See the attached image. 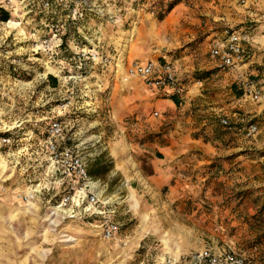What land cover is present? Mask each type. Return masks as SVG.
Instances as JSON below:
<instances>
[{"label":"rangeland","instance_id":"obj_1","mask_svg":"<svg viewBox=\"0 0 264 264\" xmlns=\"http://www.w3.org/2000/svg\"><path fill=\"white\" fill-rule=\"evenodd\" d=\"M216 6L218 0H85V46L96 45L111 64L86 63L80 80H73L74 68L50 69L34 54L25 23L0 24V51L16 57V69L3 62L0 68V112L42 118L68 100L67 145L78 147L100 199L112 203V218L120 224L113 243L101 238L99 219L49 225L42 205L57 197L40 198L38 224L18 226L47 251L42 264H154L165 251L179 255L213 244L264 264V145L258 146L264 120L248 138L243 127L256 119L227 107L230 97L243 94L236 80L213 88L221 70L199 69L208 57L203 30L210 14L219 12ZM144 59L174 63L194 92L169 98L142 89L137 79L123 82L128 63ZM15 186L0 185V196ZM19 193L25 194L16 190L10 206L26 204Z\"/></svg>","mask_w":264,"mask_h":264},{"label":"built area","instance_id":"obj_2","mask_svg":"<svg viewBox=\"0 0 264 264\" xmlns=\"http://www.w3.org/2000/svg\"><path fill=\"white\" fill-rule=\"evenodd\" d=\"M0 11L9 15V20L0 24L9 25L25 23L30 31L32 51L44 58V63L50 69L74 68L76 74L73 80L82 78L81 71L90 65H110V57L101 56L96 45L85 46L83 21L85 19V0H0ZM14 21V22H12ZM71 31L75 37L71 38ZM247 33L223 29L219 35L210 40L208 57L216 63L221 71H239L244 63L243 46L249 43ZM69 55L68 58H65ZM17 66L20 61L17 60ZM6 63L16 69V57L10 52L0 51V68ZM8 64L6 66H8ZM48 66V67H49ZM178 67L171 62L147 61L133 63L126 68L123 81L139 80L150 90L160 91L171 97H182L184 86L177 75ZM241 71V70H240ZM235 82L243 95L252 101H259L264 96V90L248 73L238 72ZM70 102L63 99L56 113L46 117L18 120L7 117L0 112V146L14 148L20 146L25 129L31 132L34 142L43 147L47 158V175L54 178L52 184L57 186V199L47 207L48 222L55 225L57 221L100 220V236L105 241L114 240L120 233V224L112 218L111 203L104 202L97 194L95 183L87 170V163L76 146L67 145L64 136L63 118L66 116ZM39 111H36V115ZM155 116L158 113L154 114ZM13 118V119H12ZM31 123L29 128L23 124ZM220 124L231 129L226 118L220 119ZM246 136L254 137L260 131L257 123H247L244 127ZM32 143V142H30ZM46 186L33 185L25 193H19L17 198L30 203ZM159 264H257L245 254L233 249L216 251L210 248L191 253L167 256Z\"/></svg>","mask_w":264,"mask_h":264},{"label":"crops","instance_id":"obj_3","mask_svg":"<svg viewBox=\"0 0 264 264\" xmlns=\"http://www.w3.org/2000/svg\"><path fill=\"white\" fill-rule=\"evenodd\" d=\"M218 2L219 6L216 7H219V12L213 13L212 15L210 14L211 17H209V20L211 24L209 28L203 30V35L208 34V36L205 38L207 51L210 40L219 35V33L226 28L247 33L250 37V41L243 46L245 58L244 63L240 68L241 71L222 72L218 70L219 74L222 76L220 75L221 78H219L217 81H215V77H213L211 80V82H213L211 86H213V88H222L225 85H232L234 84L235 75L238 72H244L248 73L252 79L257 81L264 90V0H218ZM207 16H209V13H207ZM147 61L150 60H132L125 67V70L133 63H145ZM156 61L159 60L156 59ZM201 65L202 66L199 67V69L202 70L207 71L215 68L217 69L216 63L210 60L208 57H206V60L204 58ZM188 70L191 71L193 68H188L187 71ZM177 75L183 83L182 73L179 68ZM136 83H130L129 88L135 90L136 88L134 86L137 85ZM183 86L184 93L180 98H183L184 95L187 96L195 90V87H193L194 85L192 88H188V86L183 83ZM141 87L145 90L143 85H141ZM137 89L141 88L137 87ZM196 91H198V94L200 93V89ZM231 91L232 90H230V92ZM152 93L159 95V93L163 92L155 91ZM163 94L170 98V95L165 93ZM199 95L201 96V94ZM234 96L230 97L232 101L230 100V104H227V107L231 106V111L235 109V111L243 112L242 114L243 116H246V118L247 116H249V118H255V123H257L259 119L264 120V96L256 102L248 99L243 94L236 98ZM168 102L169 103L167 105H169L168 107L171 109L173 101L169 100ZM212 103L213 102H211V104ZM14 119H16V115L14 116ZM19 119H16V121ZM29 121L30 118L26 119L25 122L28 123ZM22 135L24 138L20 146H17V148H7L0 146V185L3 186L5 184L11 188V186L16 185L17 183L19 186L18 189H16L15 186L12 193L0 196V264H42L48 254L47 251L40 250L36 243L32 241L31 238H29V229L21 231L18 225L21 223L33 225L36 223L38 224L39 216L37 211L41 208V204L38 202L39 199L42 197L44 199L45 196L54 197L59 191L57 186L52 184L54 178L50 175H47L48 161L46 155L44 154L45 152L43 147L34 142V137L32 139L31 132L24 131ZM262 145H264V137L260 139L258 144V146ZM34 182H37L36 185H39V187L46 186L43 192L34 199L35 201L33 200L34 202H31L30 204H23L16 207L10 206L11 200L14 197L13 194L16 192V190L21 189V191L26 193L29 188L34 185ZM95 188L98 196L101 197V192L97 184H95ZM47 204L49 205L50 202L48 201L42 205L46 212L48 207ZM31 205L38 206H34V214L27 218L29 215L26 213L28 212V209L31 208ZM68 221L82 222V220ZM93 221L94 220L90 222ZM31 231L32 229H30V233ZM118 238L119 237L117 236L114 240L103 241L113 243ZM205 248L222 251L228 248L230 249L231 247L227 244H213L203 246L199 250ZM175 254H178V252L165 251L163 257L154 264H159L167 256H172Z\"/></svg>","mask_w":264,"mask_h":264},{"label":"trees","instance_id":"obj_4","mask_svg":"<svg viewBox=\"0 0 264 264\" xmlns=\"http://www.w3.org/2000/svg\"><path fill=\"white\" fill-rule=\"evenodd\" d=\"M171 8H172L171 6L167 7L166 12H167V11H170ZM7 20H9V15H8V13L3 12V11H0V21H1V22H6ZM173 102H174L175 104L177 103L176 98L173 99Z\"/></svg>","mask_w":264,"mask_h":264},{"label":"bare ground","instance_id":"obj_5","mask_svg":"<svg viewBox=\"0 0 264 264\" xmlns=\"http://www.w3.org/2000/svg\"><path fill=\"white\" fill-rule=\"evenodd\" d=\"M124 82V81H123ZM26 204H30V203H26ZM48 220V217L46 218V221ZM50 222V221H49ZM50 224V223H49Z\"/></svg>","mask_w":264,"mask_h":264}]
</instances>
